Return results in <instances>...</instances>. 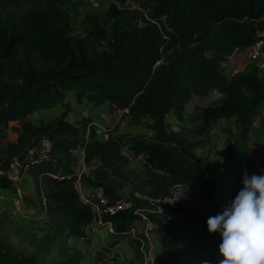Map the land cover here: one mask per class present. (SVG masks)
<instances>
[{"label":"trees","instance_id":"obj_1","mask_svg":"<svg viewBox=\"0 0 264 264\" xmlns=\"http://www.w3.org/2000/svg\"><path fill=\"white\" fill-rule=\"evenodd\" d=\"M116 1L123 4L126 0ZM71 10V0H0V131L35 110L59 104L72 93L77 101L98 105L112 100L125 106L130 123L143 125L152 136L119 135L88 141L82 131L90 118L71 122L67 111L46 126L25 124L23 135L51 142L47 159L27 160L24 165L39 183L38 198L44 199L56 231L83 237L85 226L95 215L81 202L76 181L83 179L92 187H102L113 199L116 188L106 176L127 179L122 169L131 155L151 157L161 166L145 169L143 188H148V196H164L174 185L213 184L204 157L194 150L198 141L190 136H207L210 124L221 118H234L238 128L237 137L224 153L225 171L218 177L227 191L226 203L232 200L242 187L241 166L250 134L264 127V74L255 65L229 77L220 69L236 49L250 47L260 39L264 54V0H156L141 23L130 20L109 36L98 18L89 17L88 33L80 39L71 34ZM120 14L121 10L110 4L107 19ZM260 32L263 35L258 36ZM3 74L10 77L3 78ZM213 89L225 96L223 101L202 111L200 126L184 125L186 102L193 95L207 96ZM170 112L182 124L178 131L166 130ZM146 116L151 122L143 123ZM23 135L18 144L10 146L17 151L11 154L16 158L23 152L19 151ZM76 150L83 151L87 162L99 159L98 178L78 176L70 168ZM125 150L130 153L126 155ZM13 161L0 162L2 190L14 188L7 177ZM173 212L182 217L160 220L150 215L157 223L162 246L171 255L170 262L178 259L182 238L200 221L195 209L177 206ZM137 218L140 212L130 210L105 220L114 225L113 235H119ZM3 262L32 264L28 258L0 252Z\"/></svg>","mask_w":264,"mask_h":264},{"label":"rangeland","instance_id":"obj_2","mask_svg":"<svg viewBox=\"0 0 264 264\" xmlns=\"http://www.w3.org/2000/svg\"><path fill=\"white\" fill-rule=\"evenodd\" d=\"M71 1V34L74 38L80 39L85 37L88 33L89 17L98 18L105 29L106 35L109 36L113 31L122 29L125 23L130 20L141 23L142 18L147 17L151 12L156 0H126L123 4H120L116 0ZM112 3L121 10V14L118 15L117 18L108 20L107 10ZM249 55L246 57V68L249 70L252 65H255L259 73L264 74V55L259 59H252ZM29 56L33 61L34 55L30 53ZM2 77L7 79L10 76L3 74ZM14 83H19V80H15ZM106 103H103L100 109L104 107L103 110L117 112V115H121L120 120H118L119 122L126 116V108L120 109L119 106L111 103V101H106ZM71 105V101L64 98L58 106L54 104L45 109L35 110L25 117H20L8 123L4 129L0 131V162L4 163L8 159H18V157L16 158L11 155L17 151H12L10 146L18 144L19 137L23 135L25 124H30L33 127H38L41 123L42 125H49L56 120L63 111L70 112L72 109ZM100 111L101 110H98L96 112L95 119L97 120L102 119L101 115L103 111ZM143 123L145 122L143 121ZM229 124L230 123H227L222 130L225 136H222L220 140L217 139L220 144H213V147L210 146V137L208 135L206 140L198 141L197 148L202 149L201 151L208 154L206 157H209V155L215 151L214 154L218 153L216 157L225 158L224 153L231 146L233 139L236 138L238 134V128L236 129L237 126L230 128L228 126ZM131 125L133 124H131L130 121L125 124V132L122 135L132 136L130 134L131 132H127V130H129L127 128H130ZM230 125L232 126L233 122H231ZM91 127L98 129L104 136H111V134L116 131L117 124L114 122L103 124L100 121H96ZM234 129L235 132H233ZM254 133L251 134L252 144L261 141V134L255 133V135ZM147 135L148 134L143 133L138 134V136L141 137H150ZM23 136L24 145L19 151L22 150V154L26 153L27 156L20 162L17 168L19 174L23 176L19 185L22 191V198L16 196L14 188L11 190L0 189V252L6 255H14L19 258H28L32 264H144L145 262L141 251L138 247L134 249L132 243L134 242V240H132L134 238L129 233V230L119 235H113L109 231L107 233L106 230H104L103 233L106 238L103 240L100 238V234L95 233L98 231L97 228L95 231L91 229L86 231L84 228L83 237L75 238L67 233H58L55 229L56 223L51 218L42 219L43 217L41 216H36V218L29 217L31 213L24 207V203L36 199V206L39 204L40 200L37 195V186L39 183L36 184L28 168L25 167L24 164L27 160L31 161L38 157L42 140L35 141V139L28 137V135ZM217 145L218 147H224L225 150L223 148H217L216 150L214 147ZM131 157L134 159V156L131 155ZM136 163V161L132 162V168L134 170H122L127 179L107 175L106 180L115 186L117 196L123 195L124 197H131L137 206L142 207L145 205V197H147L146 192L148 188H143L144 179L141 173L142 166ZM200 195H202L200 197L203 198L209 196L208 193H202ZM209 197L211 198L212 196ZM208 210L216 215L221 211V207L210 205L204 212V216L207 215V218L213 216L206 213ZM154 218L157 217L154 216ZM109 236H111V240ZM120 244H123L128 252H125L123 249H121V251ZM146 247L147 245L145 249L148 248ZM151 251L153 252V249H151ZM206 258L208 260L207 256ZM154 260H158L159 264L163 261L159 259V257H155ZM214 260H218V257H214ZM212 262H209V264H212ZM0 264L9 263L3 262Z\"/></svg>","mask_w":264,"mask_h":264},{"label":"crops","instance_id":"obj_3","mask_svg":"<svg viewBox=\"0 0 264 264\" xmlns=\"http://www.w3.org/2000/svg\"><path fill=\"white\" fill-rule=\"evenodd\" d=\"M250 50H251V46L246 47V48L236 49L234 53L231 56H229L228 59L221 64L220 71L226 77H229L238 72L247 71L248 69L246 68L245 63H246V57L249 54H251ZM249 56L251 57V55ZM224 97L225 96L223 94L219 93L217 90H214V89L207 96L198 97V96L193 95L186 102L184 106V110H183L184 125L188 127H192V128L196 126H200L201 120H202L201 119L202 111L208 106L219 105L223 101ZM65 98H67L72 103L71 105L72 109L67 114V119L69 121L78 122V121H81L83 118H90L91 123L82 131L83 136L88 141H90L93 138H96L98 140H105L109 137L122 135L125 132V129H124L125 124L128 123L129 118L127 116H124L122 120L119 122L118 120H120L121 115H117V112L115 113L111 110H108V111L103 110L104 107L100 109V106L103 103L105 104L106 102L100 103L98 105H94L93 103L85 99H82L81 101H77L72 93H68L65 96ZM58 105L59 104H55V106H58ZM97 109L101 110L100 112L103 111L101 115L102 119H99V120L95 119L96 112L98 111ZM261 113H264V105L262 106ZM142 120L144 122H151V117L146 116ZM96 121H100L103 124L114 122L115 124H117L116 131H114L111 134V136H108V135L104 136L98 131V129H94L93 127H91L93 124H95ZM231 122H233L232 126L230 125ZM227 123H230L228 125L230 128L236 127L234 118H229V119L221 118L210 124L209 129H208V136L210 137V146L213 147V144L215 145L220 144L219 141H217V139L220 140L222 136H225V133H223L222 130L225 128L224 126H226ZM45 125H48V124H45ZM181 125L182 124L177 120V117L173 112H170L167 114L166 130L168 132L178 131ZM254 125H255V129H257L260 126L257 118L254 120ZM127 129H129L127 130V132H131L130 134L132 136L138 135L139 133L148 134L147 136H152L150 132H147V130L144 128L143 125H137V126L131 125V127ZM233 132H235V129L233 130ZM255 133L261 134L260 136L261 141H259L256 144H252L251 138H250V141L247 145V155L245 156L244 161L241 166V177H242V174L245 172H247L248 175L261 174L262 172H264V127L261 131L257 130ZM143 137H146V136H143ZM190 139L192 141H201V140H206L207 136H204V135L198 136V137L190 136ZM197 147L198 146H196L194 150L198 155H201L204 158L208 156V154L204 153V151H201L202 149H198ZM214 148H216V150L217 148L224 149V147H218V145ZM214 152L215 151H213L209 155V157H206L204 159L206 168L213 175L212 178L214 180V183L213 184L193 183V184L187 185L188 188H190V190H192V192L195 193V197L189 204L186 205V207L195 209L197 211V214L195 215L200 218V221L197 222L193 227H191L187 235H185L182 238L177 260L170 262L169 259L171 255L168 249L163 247L160 242L156 222H154L152 219L150 222H147L140 218H137L132 222V226H135L138 233H142L143 231L150 229L149 234L152 237V242L146 243L148 248L146 247L147 249L145 250L151 253V255L153 256V259L155 257H159V259L163 260L162 262L165 261L168 264H184L183 255L189 250L196 249V250H200L201 252H203L208 257L209 262L213 261L212 264H219L220 257L217 254V247L220 242V237L218 234H215V233L209 234L207 232L206 224H205L207 220V215L204 216V212L208 209L210 205L220 206L222 209L223 206L226 204L227 191L224 185L222 184L223 183L222 180H219L218 178L225 171V167H224L225 158L223 157L218 158V156L216 157L218 153L214 154ZM125 153L126 155H128L130 151L126 150ZM74 155L76 156V160L70 165V168L78 176L85 175V177H88L93 180L99 177V174L101 172V163L98 158H94L91 161L86 162L84 160V153L81 150L74 151ZM134 161H136L137 162L136 164L138 165L141 164L142 178L145 179L144 177L145 159L142 155L134 156V159L131 157L129 164L126 167H124L122 170H125V171L134 170L132 168L133 167L132 162ZM76 188L79 189L85 195L91 192L93 189V187L88 183V181L83 180V179H78L76 181ZM201 192L203 194L208 193L209 196H212V197L211 198L209 196L205 198L200 197L202 196L200 195L202 194ZM36 202H37L36 199H33L31 201L24 203V207L28 210L29 213L32 214V215L29 214V217L36 218V216H39V217L41 216L43 217L42 219H45V218L52 219V216L48 214L45 207H43L42 202L39 201V204L37 206H36ZM206 213L208 215L209 214L215 215L213 214V212H210L209 210ZM96 228L98 229V231L95 233L100 234V238L104 240L106 237L104 236L103 231L106 230V232L108 233V229H104L105 227L98 226L95 220H93L92 222H90L89 224L85 226L86 231L89 229H91L92 231H95ZM109 237L111 240V236ZM115 239H116V236H115ZM132 243H133L134 249L138 247V249L140 250V244L137 242V240H134V242ZM121 249H123L125 252H128V250L126 251L123 244L121 245L120 250ZM151 249H153V252L151 251ZM120 250L118 251L121 252L122 250L121 251ZM142 256L145 262V259H146L145 255L142 254ZM214 257H218V260H214ZM154 264H159L158 260H154Z\"/></svg>","mask_w":264,"mask_h":264},{"label":"built area","instance_id":"obj_4","mask_svg":"<svg viewBox=\"0 0 264 264\" xmlns=\"http://www.w3.org/2000/svg\"><path fill=\"white\" fill-rule=\"evenodd\" d=\"M261 35H263V33H258V36ZM262 43L263 41L260 39L251 46L250 55L252 59H259L262 57V55H264L261 48ZM50 149L51 142L48 139H42L38 157L31 160V162L47 159V153ZM19 164L20 163L17 160H14L9 164L7 169V177L13 181V187L15 189L16 196L18 198H22V191L19 185L23 179V176L19 174L17 170ZM77 190L79 192L81 202L93 210L96 224L98 226L105 227L111 234H113L114 231L113 224L111 221L105 220L107 217H113L120 212L135 210L136 212H140V219L147 222L151 221L150 215L156 216L161 220L180 219L182 217L180 213H174L173 211L177 206H186L195 197V193L192 192V190H190L187 185H174L164 196L145 197V205L140 207L136 205L135 201L131 197H124L123 195L117 196L115 194V197L110 199L105 195L102 187H93L92 191L86 195L83 194L79 189ZM42 205L43 207H46L44 199H42ZM149 230L150 229L145 230L142 233H138L135 226H132L131 224L129 227V233L132 235L134 240H137V242L140 244V251L143 255H145V264H154V259L151 253L145 250L146 243L152 242V237L149 234ZM183 256L184 264H206V262L209 264L206 255L200 250H189Z\"/></svg>","mask_w":264,"mask_h":264},{"label":"clouds","instance_id":"obj_5","mask_svg":"<svg viewBox=\"0 0 264 264\" xmlns=\"http://www.w3.org/2000/svg\"><path fill=\"white\" fill-rule=\"evenodd\" d=\"M241 184L235 197L207 218L206 230L220 237L219 264H264V172L243 173Z\"/></svg>","mask_w":264,"mask_h":264},{"label":"water","instance_id":"obj_6","mask_svg":"<svg viewBox=\"0 0 264 264\" xmlns=\"http://www.w3.org/2000/svg\"><path fill=\"white\" fill-rule=\"evenodd\" d=\"M111 101V103H113L112 102V100H110ZM125 106H119V108L120 109H123ZM27 156V154L26 153H23V154H21L19 157H18V159H17V161L20 163L25 157ZM132 156H137L136 154L135 155H132ZM144 159H145V165H144V168H148V167H150V168H152V169H154V170H156V169H161V166L159 165V164H157L155 161H154V159L153 158H151V157H144ZM85 160V159H84ZM86 161V160H85ZM87 162V161H86Z\"/></svg>","mask_w":264,"mask_h":264}]
</instances>
